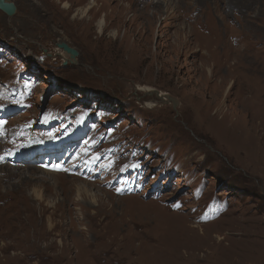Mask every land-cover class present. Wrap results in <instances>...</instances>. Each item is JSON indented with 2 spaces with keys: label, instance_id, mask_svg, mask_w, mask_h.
I'll return each instance as SVG.
<instances>
[{
  "label": "rangeland",
  "instance_id": "rangeland-1",
  "mask_svg": "<svg viewBox=\"0 0 264 264\" xmlns=\"http://www.w3.org/2000/svg\"><path fill=\"white\" fill-rule=\"evenodd\" d=\"M88 1L0 11V264H264V0Z\"/></svg>",
  "mask_w": 264,
  "mask_h": 264
},
{
  "label": "bare ground",
  "instance_id": "bare-ground-1",
  "mask_svg": "<svg viewBox=\"0 0 264 264\" xmlns=\"http://www.w3.org/2000/svg\"><path fill=\"white\" fill-rule=\"evenodd\" d=\"M100 1H102V0H89L88 2H87V5H85L83 8H81V9H77L76 10V14H75V16L77 17V16H79V17H87V15H90V14H92V15H94V14H98L103 8H104V6H105V4L104 5H102L101 7L99 6V2ZM113 2L114 0H103V2ZM77 2L79 3V4H81V3H84V0H77ZM64 7L66 8V9H71V7H72V5L70 4V3H65L64 4ZM160 10H161V12H162V8L160 9V7H158V9L156 10V13H154V15L156 14H159L160 13ZM116 11V10H115ZM186 11V10H185ZM171 13V12H170ZM189 13V12H188ZM197 13V12H196ZM173 14V13H172ZM184 13L183 12H180V11H178V12H175V16H180V15H183ZM192 14V13H191ZM199 14V13H198ZM174 15V14H173ZM96 17H97V15H96ZM107 17H108V14L107 13H105V14H103L102 16H101V18L98 20V22H97V27H98V32L100 33V34H102V33H104V31H105V29H106V27L108 26V24H107ZM58 48V47H57ZM59 49V48H58ZM59 51V55H60V57H62L64 60H67L68 61V63L69 62H76V63H78V60H77V57H73L72 55H70L69 53H67V52H64L63 50L62 51H60V50H58ZM90 59H93V57L92 56H90ZM137 89V91H140V92H143L145 95H151V96H153V97H156L157 98V100H161V101H166V102H168L169 100L170 101H172V99L171 98H169V95L167 94V93H164L163 91H160V90H158V89H155V88H152V87H142V86H139V87H137L136 88ZM171 103V105H179L178 103L176 104V103H174V101L173 102H170ZM173 103V104H172ZM258 127V126H257ZM192 129V128H191ZM196 136H197V134H196ZM35 157H36V159L38 160V154H35L34 155ZM36 159H34V160H36ZM8 168V167H7ZM22 169V168H21ZM11 170V169H10ZM25 170V169H24ZM9 171V170H8ZM12 171H14L13 169H12ZM16 171V170H15ZM19 172V171H18ZM26 172H27V170H26ZM11 173V172H10ZM16 173V172H15ZM11 176H12V174H11ZM18 177V176H17ZM27 213V212H26ZM247 220V219H246ZM37 224H38V222H37ZM246 224V223H245ZM67 227V226H66ZM72 226H70L69 228H71ZM72 229H73V227H72ZM72 229H71V231H72ZM70 230V229H69ZM225 239V238H224ZM220 241H222L223 239L222 238H220L219 239Z\"/></svg>",
  "mask_w": 264,
  "mask_h": 264
},
{
  "label": "water",
  "instance_id": "water-1",
  "mask_svg": "<svg viewBox=\"0 0 264 264\" xmlns=\"http://www.w3.org/2000/svg\"><path fill=\"white\" fill-rule=\"evenodd\" d=\"M0 11H2L8 17H13L17 13V7L12 2V0H0ZM58 48L63 50L64 52L69 53L73 57H77L78 56V52L75 49L69 47L65 43L59 44Z\"/></svg>",
  "mask_w": 264,
  "mask_h": 264
}]
</instances>
